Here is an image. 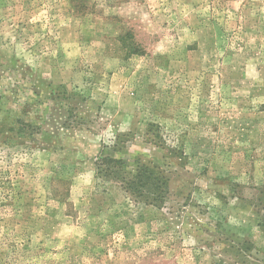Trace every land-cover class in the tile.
Returning a JSON list of instances; mask_svg holds the SVG:
<instances>
[{
	"label": "rangeland",
	"instance_id": "rangeland-1",
	"mask_svg": "<svg viewBox=\"0 0 264 264\" xmlns=\"http://www.w3.org/2000/svg\"><path fill=\"white\" fill-rule=\"evenodd\" d=\"M0 264H264V0H0Z\"/></svg>",
	"mask_w": 264,
	"mask_h": 264
},
{
	"label": "trees",
	"instance_id": "trees-1",
	"mask_svg": "<svg viewBox=\"0 0 264 264\" xmlns=\"http://www.w3.org/2000/svg\"><path fill=\"white\" fill-rule=\"evenodd\" d=\"M97 161V173H105L108 177H120L121 183L128 190L135 191L136 193L152 194L151 201L153 202L160 203L161 199H163V190L166 182L162 181L159 177L157 179L153 177L151 181L152 173L147 166L137 165L131 169L133 170L132 172H127L132 176H127L123 166L124 162L121 163L108 156L99 158Z\"/></svg>",
	"mask_w": 264,
	"mask_h": 264
}]
</instances>
